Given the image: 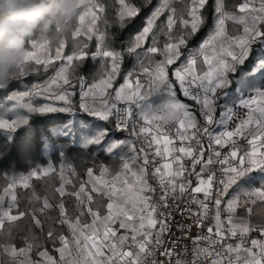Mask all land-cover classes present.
<instances>
[{
    "label": "snow or ice",
    "instance_id": "obj_1",
    "mask_svg": "<svg viewBox=\"0 0 264 264\" xmlns=\"http://www.w3.org/2000/svg\"><path fill=\"white\" fill-rule=\"evenodd\" d=\"M74 6L0 86V264H264V0Z\"/></svg>",
    "mask_w": 264,
    "mask_h": 264
},
{
    "label": "clouds",
    "instance_id": "obj_2",
    "mask_svg": "<svg viewBox=\"0 0 264 264\" xmlns=\"http://www.w3.org/2000/svg\"><path fill=\"white\" fill-rule=\"evenodd\" d=\"M76 0H0V86L15 79L29 37L75 11Z\"/></svg>",
    "mask_w": 264,
    "mask_h": 264
},
{
    "label": "trees",
    "instance_id": "obj_3",
    "mask_svg": "<svg viewBox=\"0 0 264 264\" xmlns=\"http://www.w3.org/2000/svg\"><path fill=\"white\" fill-rule=\"evenodd\" d=\"M46 78H47V74L40 73L38 76H30V77L26 78L25 82L26 83L37 82V81H42V80H44ZM23 139H24V137H23V135H21V140H23ZM94 159H96V161L98 163L110 162V161L107 160L106 156H104L103 154H101L98 157H94ZM49 160L54 162V163L57 162L54 157L48 156L46 154L43 158H41L39 155H37L34 163L35 164H40V165L43 166L45 161H49ZM81 161H83L85 163H90L91 162L89 160V156H88L87 153H83V152H80V151H75V152H71L70 153L69 162L74 163V164H80ZM3 167L5 169H13V168H15L18 171L19 174H25L27 172V170H28V165H25L23 163V161L20 160L19 154H17V153H14L10 159L5 161ZM2 182L3 181L0 180V183H2Z\"/></svg>",
    "mask_w": 264,
    "mask_h": 264
}]
</instances>
